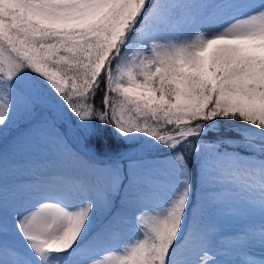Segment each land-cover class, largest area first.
Returning a JSON list of instances; mask_svg holds the SVG:
<instances>
[{"label": "snow or ice", "instance_id": "obj_1", "mask_svg": "<svg viewBox=\"0 0 264 264\" xmlns=\"http://www.w3.org/2000/svg\"><path fill=\"white\" fill-rule=\"evenodd\" d=\"M0 264H264V0H0Z\"/></svg>", "mask_w": 264, "mask_h": 264}, {"label": "trees", "instance_id": "obj_2", "mask_svg": "<svg viewBox=\"0 0 264 264\" xmlns=\"http://www.w3.org/2000/svg\"><path fill=\"white\" fill-rule=\"evenodd\" d=\"M104 143H105L106 147H108V146L115 147L116 146L115 142H110L108 140H105Z\"/></svg>", "mask_w": 264, "mask_h": 264}]
</instances>
